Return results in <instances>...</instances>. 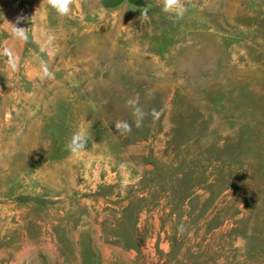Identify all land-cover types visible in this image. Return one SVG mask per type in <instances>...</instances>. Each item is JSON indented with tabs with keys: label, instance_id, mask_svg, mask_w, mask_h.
Instances as JSON below:
<instances>
[{
	"label": "rangeland",
	"instance_id": "374dc122",
	"mask_svg": "<svg viewBox=\"0 0 264 264\" xmlns=\"http://www.w3.org/2000/svg\"><path fill=\"white\" fill-rule=\"evenodd\" d=\"M182 2L0 0V264H264V0Z\"/></svg>",
	"mask_w": 264,
	"mask_h": 264
},
{
	"label": "clouds",
	"instance_id": "9594fccd",
	"mask_svg": "<svg viewBox=\"0 0 264 264\" xmlns=\"http://www.w3.org/2000/svg\"><path fill=\"white\" fill-rule=\"evenodd\" d=\"M48 5L56 11V13L61 16L65 17L70 14L71 6L74 4L75 0H47ZM162 10L165 13L173 14L177 19H182L186 8L182 0H163ZM141 17H143L144 21L148 20V10H145L141 13ZM23 20V17L18 16L16 18L15 23L10 24V31L11 35L14 39L20 40L22 42H27L29 39L27 27H20L18 26ZM10 67L13 70H18L19 68V58L12 55L11 50L7 52ZM41 71L42 76L41 79H51L53 73L49 70L48 64L41 60ZM127 105L133 108V116L135 117V126L137 128L142 126L143 120L148 113H145L143 109L138 105V101L129 99L126 101ZM154 118H159V112L155 109L152 110L150 113ZM115 129L121 134L126 135L131 133L132 126L127 121H117L115 123ZM88 144V135L86 132L83 131H76L71 136L68 144L66 145L68 151L72 154H78L84 149H86ZM181 231H183V227L181 226Z\"/></svg>",
	"mask_w": 264,
	"mask_h": 264
},
{
	"label": "water",
	"instance_id": "95a60500",
	"mask_svg": "<svg viewBox=\"0 0 264 264\" xmlns=\"http://www.w3.org/2000/svg\"><path fill=\"white\" fill-rule=\"evenodd\" d=\"M124 2H128L137 8H146L148 6L147 0H101V5L104 9L110 10L121 6Z\"/></svg>",
	"mask_w": 264,
	"mask_h": 264
}]
</instances>
